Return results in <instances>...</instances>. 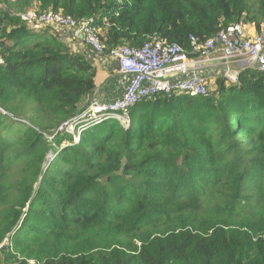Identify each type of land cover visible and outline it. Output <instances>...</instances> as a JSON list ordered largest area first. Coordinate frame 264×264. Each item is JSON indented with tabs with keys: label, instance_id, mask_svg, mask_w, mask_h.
Segmentation results:
<instances>
[{
	"label": "trees",
	"instance_id": "obj_1",
	"mask_svg": "<svg viewBox=\"0 0 264 264\" xmlns=\"http://www.w3.org/2000/svg\"><path fill=\"white\" fill-rule=\"evenodd\" d=\"M34 8L91 20L107 54L264 31V0H0V264H264V75L72 134L97 69L18 16Z\"/></svg>",
	"mask_w": 264,
	"mask_h": 264
},
{
	"label": "built area",
	"instance_id": "obj_2",
	"mask_svg": "<svg viewBox=\"0 0 264 264\" xmlns=\"http://www.w3.org/2000/svg\"><path fill=\"white\" fill-rule=\"evenodd\" d=\"M19 17L24 23L34 27L68 30L98 56L107 54L99 37L100 32L91 20L79 21L63 13H42L35 9L27 10ZM218 50L220 55L214 57ZM110 55L117 60L120 73L128 77L124 94L121 99L112 103H92L84 114L74 120L75 127L90 122L99 123L102 118L109 117L125 124L129 120L122 113L157 95L207 96L211 78L203 69L214 61L221 62L218 67L220 77L231 84L239 83V73L242 70L252 68L264 75V31L248 39L244 26L233 24L202 43L191 37L190 51L155 37L140 48L123 46L113 50ZM5 63V56L0 49V66ZM73 128L74 126L67 132L72 133Z\"/></svg>",
	"mask_w": 264,
	"mask_h": 264
},
{
	"label": "crops",
	"instance_id": "obj_3",
	"mask_svg": "<svg viewBox=\"0 0 264 264\" xmlns=\"http://www.w3.org/2000/svg\"><path fill=\"white\" fill-rule=\"evenodd\" d=\"M246 31V37L248 39L254 38L256 35L255 30L251 26H244ZM79 44L65 42V44L74 50L80 51L87 55V57L93 61L97 69V88L93 94L89 97L88 101L93 103H112L122 98L125 88L128 84V77L122 75L119 72V66L117 60L110 54H106L105 57H99L88 45L82 40H77ZM69 43V44H67ZM76 45V46H75ZM219 51L215 52L214 57L219 56ZM221 62L214 61L205 66L203 71L209 78L214 81L220 77V71L218 67ZM213 88V87H211Z\"/></svg>",
	"mask_w": 264,
	"mask_h": 264
},
{
	"label": "rangeland",
	"instance_id": "obj_4",
	"mask_svg": "<svg viewBox=\"0 0 264 264\" xmlns=\"http://www.w3.org/2000/svg\"><path fill=\"white\" fill-rule=\"evenodd\" d=\"M35 10H37L36 8H34ZM32 26V25H31ZM32 29H33V31L34 30H39V27H34V26H32ZM57 37V42H62V43H64L65 44V42H70V44L71 43H74V44H79L78 43V39L77 38H75L74 37V35L70 32V31H68V30H65V31H60V32H53ZM27 43H29V40H27ZM67 44H69V43H67ZM76 46V45H75ZM214 85L212 84V79H211V87H213ZM72 128V127H71ZM75 129H76V127L74 126V128H73V131H72V134L75 132ZM67 131V130H66ZM79 139V138H78ZM77 139V140H78Z\"/></svg>",
	"mask_w": 264,
	"mask_h": 264
},
{
	"label": "bare ground",
	"instance_id": "obj_5",
	"mask_svg": "<svg viewBox=\"0 0 264 264\" xmlns=\"http://www.w3.org/2000/svg\"><path fill=\"white\" fill-rule=\"evenodd\" d=\"M24 13V12H23ZM22 14V13H21ZM20 15V14H19ZM18 15V16H19ZM256 36V35H255ZM106 56V55H105ZM105 56H99V57H105ZM258 71V70H257ZM120 72V71H119ZM261 73V72H260ZM225 80V79H224ZM226 81V80H225ZM227 82V81H226ZM229 84H231V83H229ZM237 84H239V83H237ZM237 84H231V85H237ZM210 90H211V84H210V86H209V92H210ZM209 92H208V94H209ZM199 97H204V96H199ZM152 99V98H151ZM146 100H150V99H146ZM123 114H125V113H122V115ZM110 118V117H109ZM74 125H71V124H69L68 126H67V128H66V130H68V129H70L71 127H73Z\"/></svg>",
	"mask_w": 264,
	"mask_h": 264
}]
</instances>
